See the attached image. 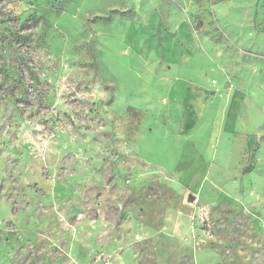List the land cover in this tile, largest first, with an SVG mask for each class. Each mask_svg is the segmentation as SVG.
<instances>
[{"label": "rangeland", "instance_id": "rangeland-1", "mask_svg": "<svg viewBox=\"0 0 264 264\" xmlns=\"http://www.w3.org/2000/svg\"><path fill=\"white\" fill-rule=\"evenodd\" d=\"M0 264H264V0H0Z\"/></svg>", "mask_w": 264, "mask_h": 264}, {"label": "water", "instance_id": "water-1", "mask_svg": "<svg viewBox=\"0 0 264 264\" xmlns=\"http://www.w3.org/2000/svg\"><path fill=\"white\" fill-rule=\"evenodd\" d=\"M193 199H194V196H192V195H189V196H188V200H189V201H192Z\"/></svg>", "mask_w": 264, "mask_h": 264}, {"label": "crops", "instance_id": "crops-1", "mask_svg": "<svg viewBox=\"0 0 264 264\" xmlns=\"http://www.w3.org/2000/svg\"><path fill=\"white\" fill-rule=\"evenodd\" d=\"M242 169H245V168H242Z\"/></svg>", "mask_w": 264, "mask_h": 264}, {"label": "trees", "instance_id": "trees-1", "mask_svg": "<svg viewBox=\"0 0 264 264\" xmlns=\"http://www.w3.org/2000/svg\"><path fill=\"white\" fill-rule=\"evenodd\" d=\"M245 170V169H244Z\"/></svg>", "mask_w": 264, "mask_h": 264}]
</instances>
